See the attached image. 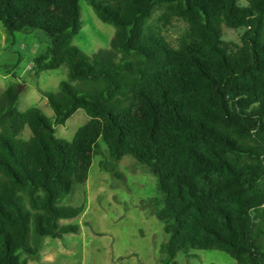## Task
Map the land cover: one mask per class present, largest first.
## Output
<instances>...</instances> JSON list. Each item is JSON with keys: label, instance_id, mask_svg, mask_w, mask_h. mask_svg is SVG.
Returning a JSON list of instances; mask_svg holds the SVG:
<instances>
[{"label": "trees", "instance_id": "1", "mask_svg": "<svg viewBox=\"0 0 264 264\" xmlns=\"http://www.w3.org/2000/svg\"><path fill=\"white\" fill-rule=\"evenodd\" d=\"M79 1L0 0L8 35L48 38L32 68L68 70L55 91L38 88L52 118L20 111L17 84L0 94V264H28L45 237L78 231L62 220L83 205L63 200L86 181L99 139L106 170L128 154L156 176L165 264L191 249L264 264V0H85L115 28L91 55L72 42ZM174 19L186 23L176 45L164 34ZM223 24L244 28L240 43L222 40ZM77 109L87 121L56 136Z\"/></svg>", "mask_w": 264, "mask_h": 264}, {"label": "rangeland", "instance_id": "2", "mask_svg": "<svg viewBox=\"0 0 264 264\" xmlns=\"http://www.w3.org/2000/svg\"><path fill=\"white\" fill-rule=\"evenodd\" d=\"M79 4L82 24L73 44L87 55L110 48L115 28L102 22L85 0ZM241 4L245 1L241 0ZM159 13L157 10L153 16ZM185 28V22L174 19L164 34L176 45ZM243 30L223 24L222 40L238 44ZM47 43L48 38L40 30L13 31L8 35L0 22V94L7 86L17 84L20 111L36 106L52 118L53 111L38 88L55 91L60 81L67 79L68 70L65 65L38 73L32 68L33 55ZM87 119L85 112L77 109L64 124L54 126L55 135L70 140ZM22 135L28 137L30 130L25 128ZM98 147L86 181L75 184L63 200L64 204L83 205L77 216L62 220L77 223L78 231L60 238L45 237L40 252L27 258L28 264H165L161 245L167 235L156 215L161 197L156 176L128 154L116 163L114 173L108 171L101 166V162L111 166L102 139ZM169 264H236V260L222 250L191 249L178 252Z\"/></svg>", "mask_w": 264, "mask_h": 264}]
</instances>
